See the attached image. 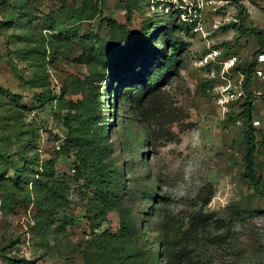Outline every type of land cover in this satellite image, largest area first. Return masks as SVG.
Instances as JSON below:
<instances>
[{"label": "rangeland", "instance_id": "1", "mask_svg": "<svg viewBox=\"0 0 264 264\" xmlns=\"http://www.w3.org/2000/svg\"><path fill=\"white\" fill-rule=\"evenodd\" d=\"M8 2L31 13L17 15L9 25L0 15V152L10 159H0V178L10 183L16 163L24 164L25 175L12 207L3 206L0 190V264H15L13 257L31 264H85L82 251L93 238L119 231L122 210L138 220L135 234L120 244L128 261L264 264V147L259 143L256 153L262 176L257 187L245 175L244 99L219 101L225 87L241 86L240 73L227 69L225 60L236 55L235 65L253 61L260 47L255 34L234 27L238 14L245 9L246 25L264 29V0ZM167 24L182 41L180 61L134 108L131 96L140 80L131 78L122 90L126 80L114 55L123 56L121 48L138 32H160ZM122 26L131 33L126 39ZM84 49L94 52L91 59H84ZM98 70L104 75L94 84L100 103L93 109L99 121H93L110 126L109 159L119 174L113 186L122 196L121 209L109 211L101 225L89 211L94 188L80 175L81 154L77 148L60 152L71 130L67 116L84 114L58 105L60 97L69 102L90 96L87 78ZM41 77L57 96L43 105L36 97L43 87L26 83ZM252 88L262 92L254 100L261 142L264 86L255 82ZM79 120L71 119V128ZM49 159L56 175L70 182L66 204L50 226L39 223L31 193L33 166ZM62 222L65 231L58 235Z\"/></svg>", "mask_w": 264, "mask_h": 264}, {"label": "trees", "instance_id": "2", "mask_svg": "<svg viewBox=\"0 0 264 264\" xmlns=\"http://www.w3.org/2000/svg\"><path fill=\"white\" fill-rule=\"evenodd\" d=\"M29 9L20 8L19 11L14 5H11L8 0H0V15L4 13L5 20L3 25H9L16 19L18 15L19 19H22L24 15L31 13ZM21 14H23L21 16ZM246 11L240 10L238 14V21L234 23L241 33H253L257 36L259 42L260 51H264V29L255 25H246ZM79 17L73 15L70 19L76 22ZM159 20L157 22H161ZM109 24L115 29L119 27L117 21L113 18H109ZM160 32L156 29L149 30L148 34L144 32H138L131 38L127 39L128 45L125 46V52L122 56L121 53H116L114 57L123 68L118 70L119 76L125 77L126 82L123 84V89L127 88V81L131 78L140 80V85L133 91L131 96L134 108L139 107L143 99L146 96H150L157 85L163 83L171 74L174 73L179 63V54L182 49V41L176 36L175 28L169 24L163 26ZM170 27V28H169ZM125 33L126 39L131 33L127 30ZM158 28V26H157ZM160 28V27H159ZM155 38H153V36ZM51 41V40H50ZM153 41L159 45L158 47L152 46ZM117 49V48H115ZM82 55L84 59H91L94 52L91 50H83ZM256 56V55H255ZM123 57V58H122ZM157 59V61H156ZM156 63V64H155ZM255 66L256 61L244 62L234 65L231 69L244 74L242 89L239 98H243L242 103V118L244 121L243 138L245 140L244 145V158L246 163V177L257 187L262 181V176L257 174V149L259 143H262L264 147V134L261 142L258 140V132L262 131L261 128L254 124V100L257 97V93L252 88L253 84L260 83L255 78ZM129 73L128 75H125ZM104 75L103 70H98L92 77L87 78L86 85L91 83L92 94L86 96L80 101L67 102L64 98H59L58 105L60 107L69 106L77 109L82 114V117L69 114L66 118V124L71 129L67 136L66 142L60 147L62 154H68L72 149L77 148L79 154H81L80 175L85 178L86 185L94 188V193L89 200V211L94 219L98 221V225L106 222L108 219L109 211L115 209H121V195L114 191L113 184L116 181L118 174L117 166L109 159V136L108 132L110 126L107 121H104L101 125L94 124L93 119L96 118V114L93 111L94 108L99 106V94L100 91L96 90L95 80H101ZM26 83L30 86L43 87V91L36 94L38 102L40 104H46L57 96L53 93L52 88L48 87L50 82L47 78L41 77L38 79H28ZM90 87V88H91ZM152 92V93H151ZM119 98V95L117 96ZM116 98V99H117ZM115 99V100H116ZM77 113V112H76ZM79 118L80 124L76 128H71V119ZM98 122V118L95 119ZM22 129L18 130L17 135L21 137ZM147 140H150L148 137ZM0 159L10 161L3 152H0ZM33 162V161H32ZM35 164V162H33ZM55 162L53 159L45 160L40 168L33 166L34 176L32 181V194L39 212V223L50 224L55 223L56 212L59 207L66 204L67 193L70 189V182L56 175L54 168ZM24 164L16 163L14 165L15 171L11 177V182L8 183L5 178H0V190L4 192L3 206L12 207L11 203H17V194L22 185L20 180L24 175ZM36 166V165H35ZM41 169V170H40ZM41 171V172H40ZM6 172V170H4ZM264 194V191L262 192ZM30 197V196H29ZM121 226L118 232H105L104 234L93 238L90 242V246L85 248L83 258L85 264H136L137 259L132 258L128 261V256L121 252L120 244L127 242L135 234L138 229V220L135 216L126 213L122 210ZM65 231V223H60L55 229L56 234H62ZM139 255V254H137ZM15 264H31L30 260L25 258H11ZM139 260V258H138ZM138 262V261H137Z\"/></svg>", "mask_w": 264, "mask_h": 264}, {"label": "built area", "instance_id": "3", "mask_svg": "<svg viewBox=\"0 0 264 264\" xmlns=\"http://www.w3.org/2000/svg\"><path fill=\"white\" fill-rule=\"evenodd\" d=\"M254 60L256 61V66H255V78L261 82L264 86V51H260L256 54ZM226 68L231 69L236 61H237V56L233 55L230 58H227L225 60ZM243 79H244V74L240 73V83L241 86L239 87L240 90L234 88L233 86L229 85L225 87L219 94V101L220 102H227L231 100L239 99L241 93L243 92L242 89V84H243ZM258 94H262V92L257 91ZM237 99V100H238ZM259 123V121H257Z\"/></svg>", "mask_w": 264, "mask_h": 264}]
</instances>
